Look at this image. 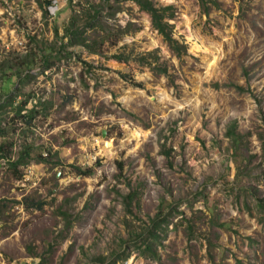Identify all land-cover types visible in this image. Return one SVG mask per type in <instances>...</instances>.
I'll return each mask as SVG.
<instances>
[{
	"label": "rangeland",
	"instance_id": "1",
	"mask_svg": "<svg viewBox=\"0 0 264 264\" xmlns=\"http://www.w3.org/2000/svg\"><path fill=\"white\" fill-rule=\"evenodd\" d=\"M40 1L45 18L35 0H0V101L43 103L29 125L0 108V144L13 145L0 158V264H264V0H216L208 14L198 0H153L173 7L181 55L133 0ZM72 24L96 53L68 44ZM154 56L166 74L142 62ZM162 200L158 258L140 256Z\"/></svg>",
	"mask_w": 264,
	"mask_h": 264
},
{
	"label": "trees",
	"instance_id": "2",
	"mask_svg": "<svg viewBox=\"0 0 264 264\" xmlns=\"http://www.w3.org/2000/svg\"><path fill=\"white\" fill-rule=\"evenodd\" d=\"M35 1L37 2L38 7L43 10L42 15L45 18L48 15V10L46 8H43L40 0H35ZM68 1L69 3H71V0H68ZM133 1L138 5V7L141 10L148 13L150 17L151 26L158 32V34L161 35L163 41L167 44L170 50L175 55L183 54L186 50V45L184 43L179 42L177 39L173 37L172 25L166 20V18L171 17L172 15L171 11L173 7L171 5L156 6L153 0H133ZM198 1H199L200 8L205 14H208L209 2L212 3V5L214 6H218V2L216 0H198ZM46 3L51 4V0H46ZM93 6L94 5H91L90 8H88L87 10L81 11V16L82 17L84 16V19H85L84 20L85 27L88 25H93L94 22L98 20L97 16L100 12V9L91 10ZM111 15L113 16L114 13L112 12ZM81 16H79L78 13H75L72 17V23H75V21L79 19L77 17H81ZM72 26L74 28L66 29V33L68 34V37H69L68 44H72L74 43L73 41H76V42L83 44L85 47H88L90 52L96 53V51L94 50L95 48L94 47L91 48L90 45L85 42V38L82 37V30L78 28L79 26L75 27V25L73 24ZM82 26L84 25L82 24ZM127 28L128 27L124 28L123 30H121V32L125 33L126 31H128ZM111 58L119 62H127L129 59V56L123 53H120V54L112 55ZM141 59H142V62L145 65H148L150 69L153 70L155 73H163V74L167 73V68L165 66L160 68V66L157 64V61H158L157 56H154L148 62L143 61L145 60V57H141ZM23 66L26 69L32 68V65L28 61H25ZM43 66L45 70L50 68L49 66H51V62H49L48 56L44 57ZM10 77L12 76H9V80H10ZM134 85L140 86L141 84L134 83ZM15 97H16V94H10L8 96H5V98L2 101H0V108H5V106H7L8 104L11 105L14 111L15 117L19 119L20 123H25L29 125L32 119H34L39 113V110L37 109V107L39 105L42 106L43 103L40 100H38L37 102H35V104H32L30 107H27V104L31 100L30 98L32 97L31 95L27 96L25 99L17 101L16 103L14 101ZM235 129H236V123L234 122L230 126H228V129L226 130L227 136L230 137L232 143L234 142L232 146L234 150L237 148L236 144L240 137L238 133H235ZM5 132L6 130L0 127V136H3ZM261 138H262V150L264 153V135H261ZM12 146H13L12 143L7 144L6 140H4L0 144V158H5L6 160H9V156L12 151ZM30 153L31 151L29 150V146L27 144L25 145L23 144V148L20 151V154L17 160L13 162V166L16 167L20 163H26L28 157L30 156ZM163 153L166 156H168L169 151L164 150ZM75 170L79 174H83V175L90 174L91 172V168L89 167L83 169V168L76 166ZM134 196L135 194H127L125 195V197H123L125 199L126 208H128L126 204H129ZM22 204L26 208L33 207L36 209H41L43 205L45 204V202L39 198L29 199V197L24 196L22 199ZM162 205H163V200L160 203L158 207V211L155 214V216L150 218L149 224L147 225L145 232L140 234V238L142 237V239L139 241L138 245L136 246L137 254L140 256L158 258V253L156 252V246L157 244L160 243L161 238L164 237V233L166 232L167 226L170 223L169 215H171V212L163 213ZM171 211L174 212L175 210L171 208ZM67 214L68 213L66 211L60 212V215L64 219L65 227L69 228L71 226V221L68 219ZM162 232L164 233L162 234ZM128 255H129L128 252L127 253L123 252L121 259L127 258ZM42 263L43 262L40 261L38 264H42ZM108 264H114V261H111Z\"/></svg>",
	"mask_w": 264,
	"mask_h": 264
}]
</instances>
